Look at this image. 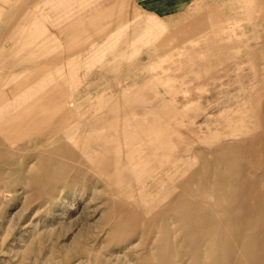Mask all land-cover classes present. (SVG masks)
<instances>
[{
	"label": "rangeland",
	"instance_id": "1",
	"mask_svg": "<svg viewBox=\"0 0 264 264\" xmlns=\"http://www.w3.org/2000/svg\"><path fill=\"white\" fill-rule=\"evenodd\" d=\"M262 14L0 51V264H264Z\"/></svg>",
	"mask_w": 264,
	"mask_h": 264
},
{
	"label": "crops",
	"instance_id": "2",
	"mask_svg": "<svg viewBox=\"0 0 264 264\" xmlns=\"http://www.w3.org/2000/svg\"><path fill=\"white\" fill-rule=\"evenodd\" d=\"M205 3L207 0H0V51L32 52L45 61L60 53L62 62L65 34L79 43L81 33L93 28L99 35L111 29L113 21L118 23L115 28L127 30L144 14L155 19L181 17ZM258 13H264V0H219L220 21L254 20L260 18ZM44 66L51 67L48 62Z\"/></svg>",
	"mask_w": 264,
	"mask_h": 264
},
{
	"label": "bare ground",
	"instance_id": "3",
	"mask_svg": "<svg viewBox=\"0 0 264 264\" xmlns=\"http://www.w3.org/2000/svg\"><path fill=\"white\" fill-rule=\"evenodd\" d=\"M37 124V123H36ZM22 127V126H21ZM32 127H34V125H32ZM57 127V126H56ZM30 128H31V126H30ZM19 129V128H18ZM106 263H107V261H106Z\"/></svg>",
	"mask_w": 264,
	"mask_h": 264
}]
</instances>
